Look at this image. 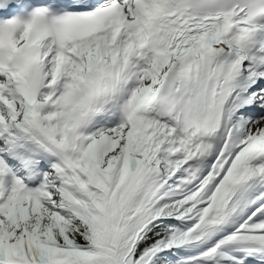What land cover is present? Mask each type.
Here are the masks:
<instances>
[{
	"label": "snow or ice",
	"instance_id": "6c2138e0",
	"mask_svg": "<svg viewBox=\"0 0 264 264\" xmlns=\"http://www.w3.org/2000/svg\"><path fill=\"white\" fill-rule=\"evenodd\" d=\"M0 264H264V0H0Z\"/></svg>",
	"mask_w": 264,
	"mask_h": 264
}]
</instances>
